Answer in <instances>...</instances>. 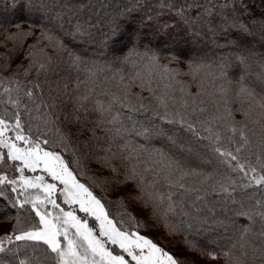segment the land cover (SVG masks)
Wrapping results in <instances>:
<instances>
[{
  "label": "trees",
  "instance_id": "trees-1",
  "mask_svg": "<svg viewBox=\"0 0 264 264\" xmlns=\"http://www.w3.org/2000/svg\"><path fill=\"white\" fill-rule=\"evenodd\" d=\"M55 2L78 6L76 15L69 13L71 23L68 16L55 19L54 11H60L59 8L53 12L41 10V5H51L53 0H34L35 7L29 12L15 7L13 0H0V93L5 87H17L9 81H19L24 103H28L22 94L24 87L34 88L37 101L54 103L56 111L52 119L60 121L59 126L70 135L75 146L62 154L71 160L70 168L77 179L101 199L111 216L119 220L123 213H128L124 217L126 228L152 238L180 264H191L193 256L211 259L208 253L215 254L212 260L218 264H264L261 234L264 222L256 215L261 211L256 202L264 201V188L241 187L242 174L221 163L213 150L219 143L223 149L234 151L243 144V134L248 143L238 154L241 162L251 164L258 173L262 171L258 163L264 161V40L260 29H254L255 35L251 37L235 30L221 35L219 28L216 33L196 29L200 34L193 35L172 13L165 10V14L157 16V0ZM81 4L85 5L82 9ZM147 16L153 19L143 25V40L135 52L126 47L127 40L115 45L107 42L114 23L132 32L141 27L140 21ZM77 22L84 34L74 38L67 33L74 30ZM167 24L175 27L165 29ZM45 27L59 38L63 48L50 45L41 36ZM20 32L31 35L21 40L16 36ZM10 36L15 38L6 39ZM230 40L236 43H229ZM33 44L34 49L30 48ZM30 52L35 53L31 59ZM69 52L73 54L71 57ZM153 53L158 54L155 63L147 59ZM173 53L179 59H173ZM242 55L246 57L243 64L238 59ZM41 63L45 65L43 69ZM157 64L180 75L165 73ZM221 65L225 66L223 70ZM141 81L148 85L146 89L140 87ZM241 83L251 96L238 95ZM125 85L130 87L125 89ZM11 95L15 98L16 92ZM113 95L121 100L128 95L131 99L125 103L130 102L137 109L133 112L127 107L122 109L121 119L129 131L119 136L113 125L101 122L96 111L97 101L107 104ZM83 96L88 98L81 100ZM0 99L4 101L0 103V115L5 109L11 113L7 95ZM129 115L136 122L135 127L128 120ZM187 123L195 125L198 136L187 130ZM143 128L150 130L147 138L137 134ZM153 149L162 151L164 157L157 156ZM177 165L183 171L203 173L208 178L193 175L184 179V189L170 187L169 177L177 180L180 176ZM3 170L10 178L19 175L11 169ZM232 180L236 184L230 186ZM221 185L229 188V192H222ZM170 192L176 202V215H169L166 220L164 210ZM229 193L237 204L232 203ZM197 196L204 199L197 200ZM240 203L244 210H251L252 219L236 214ZM17 215L25 225L31 222L28 210L0 209V236L8 230L12 232ZM134 221L140 222L139 228ZM169 224L179 227L170 228ZM151 226L170 240L178 239L179 244L173 246L174 240L168 241L169 245L164 243L166 240L160 242L159 236L149 232ZM178 246L185 250V258L172 248ZM26 251L32 258L31 264L38 261L44 264L41 251L33 252L30 247ZM3 258L11 259L10 255ZM47 264L52 262L49 260Z\"/></svg>",
  "mask_w": 264,
  "mask_h": 264
},
{
  "label": "snow or ice",
  "instance_id": "snow-or-ice-1",
  "mask_svg": "<svg viewBox=\"0 0 264 264\" xmlns=\"http://www.w3.org/2000/svg\"><path fill=\"white\" fill-rule=\"evenodd\" d=\"M13 4L25 12L35 7L34 0H20L19 3L13 0ZM83 7L85 5H79L80 9ZM57 8L60 11H54ZM65 8L68 9L67 12L64 11ZM156 8L158 9L157 16L165 14V10L172 13L193 35L200 34L196 29H208L216 33L219 28L221 35L235 30L244 37H251L255 35L254 29L259 28L260 37L264 40V0H157ZM41 10L54 11L55 19L58 21L68 16V22L71 23L69 13L76 15L78 6L56 3L53 0L51 5H41ZM133 10L128 9V11ZM257 10H259V15H257ZM152 19V16L143 18L140 21L141 27L132 32H129L127 28H122L121 24L114 23L109 28L106 40L111 45L127 40L129 43L126 47L130 48V52H135L136 47L143 40V25L145 22H151ZM164 27L167 29L175 25L167 24ZM73 29L67 34L74 38L84 34V29L79 22L73 26ZM30 35L31 32L16 34L21 40ZM41 36L47 39L52 46L64 47L59 38L50 34V29L46 27ZM13 38L15 37H6V39ZM229 43L236 42L230 40ZM35 47V44L30 46L33 49ZM43 51V49L40 50L41 53ZM33 55L35 53L30 52L28 58L31 59ZM68 55L71 57L73 54L69 52ZM172 58L179 59V56L173 53ZM48 59L51 60V56H48ZM125 59L127 60V57ZM147 59L155 63L158 61V54L153 53ZM238 59L243 64L246 57L242 55ZM79 60L78 56L75 57V61ZM157 66L161 67L165 73L180 75L179 72L167 66L158 64ZM44 67L45 65L41 63L40 68ZM224 67L221 65L222 70ZM9 83H15L17 87L15 89L5 87L0 93V96L7 95V104L13 109L11 113L5 109L4 114L0 115V202H3L0 204V209L11 207L16 210H28V220L31 222L25 225L21 217L17 215L16 225L12 232L0 236V264H31L32 258L26 251L29 247L33 252L43 253L44 264H47L49 260L52 264H180V261L160 247L152 238L142 235L138 230L126 228L124 217L128 216V213H123L119 220L111 216L101 199L77 179V175L70 168L71 160L65 159L62 154L75 146L70 135L64 133L59 126L60 121L52 119L56 105L47 104L43 100L37 101L34 88L28 87L23 88L22 94L28 101L24 103L21 99L19 81H9ZM0 86H2V81H0ZM124 87L128 89L130 86L125 85ZM140 87L146 89L148 85L141 81ZM35 88H39V85H35ZM12 91L16 92L15 98L11 95ZM241 93L251 96L250 90L244 87L243 83L239 86L238 95ZM87 98L83 96L81 100ZM130 99L128 95H125L122 100L113 95L107 104L101 101L96 102V111L100 113L101 122L113 125L117 136L129 131L124 127L121 119L124 115L122 109L127 107L130 112L137 110L130 102L125 103ZM0 103L4 101L0 99ZM143 107V102H141L140 108ZM45 108L47 111H42ZM127 118L133 122V127H135L136 122L133 117L129 115ZM168 123H174V121L168 120ZM181 124L182 126L185 124L183 117ZM117 125L119 126L115 127ZM186 127L188 131L199 135L193 123H187ZM112 130L109 129V131ZM208 131L211 132V129ZM232 131L235 132L236 129L233 128ZM137 134L147 138L150 130L143 128ZM201 139L205 138L201 137ZM219 139L220 137L217 136V142ZM169 140L175 143L172 137H169ZM241 140L243 144L237 146L234 151L223 149L219 143L213 150L221 158V163L226 164L233 172L242 174L241 187L246 189L255 185L264 188V161L258 160L262 169L259 173L251 164L242 163L238 154L248 141L243 134H241ZM57 148L62 151H56ZM152 151L157 156L164 157L162 151L158 149ZM4 168L11 169L19 175L10 178L3 170ZM176 170L180 172V176L177 180L169 177L170 187L178 186L184 189V179L193 175L204 176L205 180L208 178L203 173L183 171L179 165ZM26 172L39 174L26 175ZM134 176L135 171L133 170ZM245 179L246 183H244ZM235 184V180L230 181V186ZM221 191L227 193L229 188L221 185ZM9 192L12 195H9ZM172 196L170 192L167 197L169 203L167 209L164 210L166 220L169 215H176V202L173 201ZM229 198L233 204L238 203L230 193ZM163 199V197L160 198L161 203ZM203 199L204 197L197 196V200ZM58 200H62L69 210L66 211ZM256 204L261 209L256 215L264 222V201H257ZM239 209L237 215L253 218L251 210H244L243 203H240ZM77 211L93 218L96 226H90L87 219H82L77 215ZM31 213H34V216ZM134 226L139 228L140 222L134 221ZM168 226L170 228L179 227L173 224ZM262 229H264V223H262ZM261 234L264 235V230ZM116 249L119 251L117 252ZM4 255H10L11 259L5 260ZM207 255L211 259L216 258L214 253Z\"/></svg>",
  "mask_w": 264,
  "mask_h": 264
},
{
  "label": "rangeland",
  "instance_id": "rangeland-1",
  "mask_svg": "<svg viewBox=\"0 0 264 264\" xmlns=\"http://www.w3.org/2000/svg\"><path fill=\"white\" fill-rule=\"evenodd\" d=\"M26 175H37V174H39V173H28V172H26L25 173ZM50 179V178H49ZM58 202H60L61 203V206H64L66 209V211L67 210H69V207L67 206V205H64L63 203H62V200H58ZM77 215L78 216H80L82 219H87L88 221H89V224H90V226H96V221L93 219V218H91V217H87V216H85V214L84 213H81V212H78L77 211ZM11 231H6L5 232V234H7V233H10ZM151 234H153V235H155V236H159L160 238H159V241L160 242H162L163 240H166V241H164V243L165 244H168L169 245V243H168V241H172V240H174L173 242V246H175L176 245V243L177 244H179L178 242H179V240L178 239H173V238H171L172 240H170V238H167V236H165L163 233H162V231L160 230V229H158V228H155V227H152L151 226V229H150V231H149ZM110 247H114V246H110ZM171 247V246H170ZM176 252H177V254L180 256V257H184L185 256V250L181 247V246H178V248L177 247H172ZM177 249V250H176ZM116 251L118 252L119 251V249H116ZM185 258V257H184ZM191 264H218V262L217 261H214V260H212V259H207L206 257H195V256H193L192 258H191Z\"/></svg>",
  "mask_w": 264,
  "mask_h": 264
}]
</instances>
